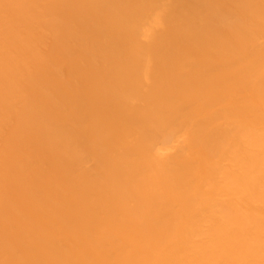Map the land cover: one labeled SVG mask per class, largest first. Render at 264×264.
<instances>
[{
  "label": "bare ground",
  "instance_id": "bare-ground-1",
  "mask_svg": "<svg viewBox=\"0 0 264 264\" xmlns=\"http://www.w3.org/2000/svg\"><path fill=\"white\" fill-rule=\"evenodd\" d=\"M0 264H264V0H0Z\"/></svg>",
  "mask_w": 264,
  "mask_h": 264
}]
</instances>
